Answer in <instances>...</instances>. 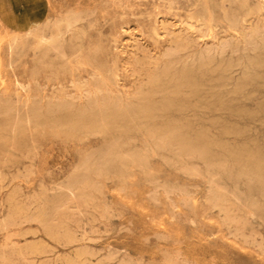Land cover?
<instances>
[{
    "label": "rangeland",
    "instance_id": "1",
    "mask_svg": "<svg viewBox=\"0 0 264 264\" xmlns=\"http://www.w3.org/2000/svg\"><path fill=\"white\" fill-rule=\"evenodd\" d=\"M75 11L64 56L11 52ZM263 22L264 0H0V264H264Z\"/></svg>",
    "mask_w": 264,
    "mask_h": 264
},
{
    "label": "bare ground",
    "instance_id": "2",
    "mask_svg": "<svg viewBox=\"0 0 264 264\" xmlns=\"http://www.w3.org/2000/svg\"><path fill=\"white\" fill-rule=\"evenodd\" d=\"M206 11H209V7H205ZM82 12L75 11L69 14L64 15L63 17L57 19L56 21H48L45 24L41 25L38 22L33 23L27 31V37L23 40L19 39V37L14 36L12 38L13 47L11 48V52L15 54L22 52L26 46L30 47V49L34 52L39 51L41 60L44 56L53 50H60L58 54L64 56L63 52V44L66 41V35L71 34L72 39H77L81 35H84V29L80 25V23L84 20L81 15ZM232 26L235 29H239V22L236 19H232ZM199 29V28H198ZM249 33H245V36L258 35L262 30H264V22L258 23L256 26L249 29ZM70 36V35H68ZM210 36V34H209ZM241 36V35H240ZM243 40V39H242ZM191 49V48H190ZM188 50V49H187ZM181 53V52H180ZM178 54V52H177ZM84 58V57H83ZM79 60V59H78ZM82 63V62H81ZM80 63V64H81ZM84 65V64H83ZM68 66V65H67ZM82 66V65H80ZM94 69V68H93ZM84 84V83H82ZM84 87V86H83ZM264 89V88H263ZM178 99V98H177ZM194 101V100H193ZM97 101L94 100L89 107H96ZM189 103V102H188ZM239 104V103H238ZM105 106V104H104ZM203 106V105H202ZM260 108V107H259ZM192 109V108H191ZM193 110V109H192ZM198 111V110H197ZM196 113V112H195ZM210 113V112H209ZM212 113V112H211ZM228 113V112H227ZM231 113V112H230ZM233 114V113H232ZM229 115V114H228ZM235 115V114H233ZM238 115V114H237ZM236 115V116H237ZM206 117V116H205ZM225 117V116H224ZM228 117V116H226ZM235 117V116H234ZM240 118V117H239ZM231 119V118H230ZM234 119V118H232ZM237 119V118H236ZM250 119V117H249ZM92 120V119H91ZM93 120H95L93 118ZM199 120V119H198ZM247 121V120H245ZM252 121V120H251ZM240 122V120H239ZM203 123V122H202ZM253 123V121H252ZM260 124V123H259ZM147 129V128H146ZM221 133V132H220ZM31 134V133H30ZM222 134L223 131H222ZM221 135V134H220ZM244 139V138H243ZM158 146H165V144H161L158 140L155 141ZM153 150V149H152ZM155 152V151H154ZM240 152V151H239ZM26 153V152H25ZM258 158V157H257ZM251 163V162H250ZM234 174V173H232ZM210 184V183H209ZM224 190V189H223ZM68 191L74 194V191L71 188H68ZM38 201V200H37ZM227 201V200H226ZM87 202V201H85ZM190 202V201H189ZM88 203V202H87ZM91 204V202H89ZM185 203V202H184ZM90 204H88L90 206ZM234 204V202H233ZM79 206V205H78ZM96 207V206H94ZM89 208V207H88ZM82 212V211H81ZM13 213V212H12ZM39 217V216H37ZM71 217V216H70ZM49 221L47 219L44 220V227L47 231H50V225H48ZM70 228V227H69ZM66 230V229H65ZM18 249V248H17ZM17 258V257H16Z\"/></svg>",
    "mask_w": 264,
    "mask_h": 264
}]
</instances>
